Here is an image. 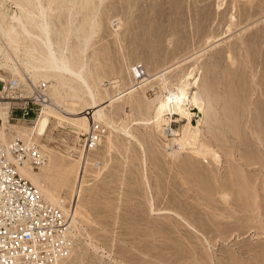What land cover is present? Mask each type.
I'll use <instances>...</instances> for the list:
<instances>
[{"label": "rangeland", "instance_id": "rangeland-1", "mask_svg": "<svg viewBox=\"0 0 264 264\" xmlns=\"http://www.w3.org/2000/svg\"><path fill=\"white\" fill-rule=\"evenodd\" d=\"M31 1L0 0V22L8 26L13 11L27 21L19 6ZM104 2L48 6L62 37L71 11L86 26L97 10L99 29L86 54L100 105L92 120L102 123L100 114L114 130L126 123L135 137L108 127L98 148L81 154L80 137L56 123L61 110H82L85 98L68 92L60 99L51 148H40L45 161L32 171L43 170L59 201L71 200L73 246L62 264H264V0ZM6 51L0 32L3 79L13 76ZM137 64L147 77L133 86ZM46 83L50 99L54 82ZM184 84L192 124L199 117L191 100L197 94L203 102L202 139L219 162L190 150L170 153L186 121L169 113L157 120L154 102ZM10 122L28 135V123Z\"/></svg>", "mask_w": 264, "mask_h": 264}, {"label": "bare ground", "instance_id": "bare-ground-1", "mask_svg": "<svg viewBox=\"0 0 264 264\" xmlns=\"http://www.w3.org/2000/svg\"><path fill=\"white\" fill-rule=\"evenodd\" d=\"M50 1L32 0L30 2L31 5L26 8L19 6L20 11L25 12L27 21L22 19L21 12L13 11L8 26L2 24V21L0 22V32L4 34V46L7 49L5 53L7 56L6 62L10 64L9 69L13 75L6 79L0 78V80L5 82L10 78L15 79L17 85L28 95L31 93L32 85L35 83L40 81L45 83L54 82L51 87L50 99L47 85L45 93L46 103L42 105L37 117L30 124H25L27 129H29L28 135H26L27 133L23 135L20 132L21 123L13 124L8 121L7 109L9 103L3 102L0 104V141L5 143L8 139L17 137L26 145H36L39 150L42 148L47 151L51 148L53 141L51 136L48 135V129L54 114L58 113L59 107H62L60 99L63 95L68 92H74L77 96L85 98L83 99L84 107L82 110L64 109L60 111L64 115L58 118L56 129H68V133L65 134L79 139L78 136L83 135V132H87L91 123H95L92 120L93 115L100 112V105H98L94 91L88 82L86 72V54L92 46L99 29L97 10L94 9V13L89 16L86 26L78 24L77 13L73 14L71 11L70 17H68L69 20L65 25V37H62L58 27L54 25L48 14ZM98 1L99 4L105 3V0ZM89 2L91 3L92 0H89ZM71 37L75 39V47L69 51L66 45L68 44L67 40ZM52 39H55V42ZM19 52L23 53L24 58H21ZM137 65H141L146 72L145 78L139 83L141 84L147 77V70L142 64ZM186 87L187 84H184L183 87L177 89H168L165 95H162L154 102L155 118L157 120L160 119L162 121V116L165 113H169L186 121L181 126L179 134L175 136L177 138L173 140L175 146L172 147L170 145V153L171 155H177L180 151L190 150L197 157L206 158L211 156L215 161L219 162V155L203 142L202 125L204 114L206 113H204L203 102L199 101L200 99H198L196 93L191 103L196 107L199 119L195 124L191 123V114L187 107ZM97 116L103 124H106L100 114ZM96 123L105 127V132L100 137L101 139L108 132V127L109 129L111 127L108 124ZM170 123L173 122L171 121ZM111 130L115 134L124 135L125 139L135 140V137L126 129V123H123L119 130L112 128ZM165 132L167 136H172L173 128L168 126ZM59 142L67 146L66 140H60ZM99 145L100 143L98 142ZM70 149L74 150L71 146ZM16 170L20 177L32 184L40 192L45 201L51 204L59 202L55 188L50 186V180L42 173L43 170L35 173L25 163L16 166ZM72 214L73 210H71V229L73 230L76 220ZM70 250L67 257L62 259L59 264H62L69 257Z\"/></svg>", "mask_w": 264, "mask_h": 264}, {"label": "built area", "instance_id": "built-area-1", "mask_svg": "<svg viewBox=\"0 0 264 264\" xmlns=\"http://www.w3.org/2000/svg\"><path fill=\"white\" fill-rule=\"evenodd\" d=\"M145 76L141 65L130 69L133 86ZM46 88L45 82H37L28 95L15 79L0 80V104L9 103L8 121L31 123L47 101ZM104 132V126L91 123L87 133L79 136L80 153L95 150ZM44 161L36 145H26L17 137L0 141V264H59L72 246L71 200L45 201L16 170L23 163L36 170Z\"/></svg>", "mask_w": 264, "mask_h": 264}]
</instances>
